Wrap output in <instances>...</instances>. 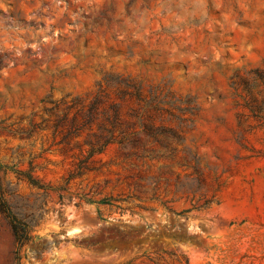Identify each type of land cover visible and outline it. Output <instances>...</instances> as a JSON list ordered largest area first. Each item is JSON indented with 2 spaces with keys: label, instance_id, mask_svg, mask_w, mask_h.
Returning a JSON list of instances; mask_svg holds the SVG:
<instances>
[{
  "label": "rangeland",
  "instance_id": "1",
  "mask_svg": "<svg viewBox=\"0 0 264 264\" xmlns=\"http://www.w3.org/2000/svg\"><path fill=\"white\" fill-rule=\"evenodd\" d=\"M4 206L22 264H264V0H0L15 264Z\"/></svg>",
  "mask_w": 264,
  "mask_h": 264
},
{
  "label": "trees",
  "instance_id": "2",
  "mask_svg": "<svg viewBox=\"0 0 264 264\" xmlns=\"http://www.w3.org/2000/svg\"><path fill=\"white\" fill-rule=\"evenodd\" d=\"M93 106H95V102ZM114 110L117 115L119 111L118 106L117 107L114 106ZM2 212L5 213L6 216L10 219L13 228V233L15 238L14 263L22 264L21 249L23 248L24 244L28 241V236H29L28 225L24 222L18 221L7 206H4L2 208Z\"/></svg>",
  "mask_w": 264,
  "mask_h": 264
}]
</instances>
